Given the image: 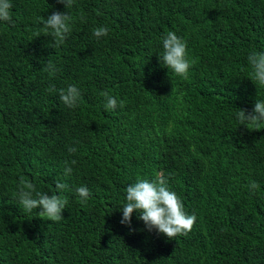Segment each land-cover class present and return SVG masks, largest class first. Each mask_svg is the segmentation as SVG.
<instances>
[{"label":"trees","instance_id":"trees-1","mask_svg":"<svg viewBox=\"0 0 264 264\" xmlns=\"http://www.w3.org/2000/svg\"><path fill=\"white\" fill-rule=\"evenodd\" d=\"M11 3L0 21V264H264V125L237 119L264 101L247 60L264 52V0ZM56 11L71 15L59 47L40 31ZM170 31L186 43L187 78L158 59ZM69 85L81 94L71 109L58 98ZM161 176L197 217L187 236L149 232L136 212L135 231L120 223L125 189ZM26 184L34 198L66 199L63 219L26 213Z\"/></svg>","mask_w":264,"mask_h":264},{"label":"clouds","instance_id":"clouds-1","mask_svg":"<svg viewBox=\"0 0 264 264\" xmlns=\"http://www.w3.org/2000/svg\"><path fill=\"white\" fill-rule=\"evenodd\" d=\"M58 3L63 4L67 10L74 5V0H58ZM11 0H0V21L11 22ZM43 26L40 29L46 35H50L56 47L62 45L67 39L70 31L71 15L67 12H53L47 19L41 18ZM109 29L98 27L93 29V36L99 40L106 36ZM163 51L158 57L161 66L171 70L175 75L187 78V73L190 64L186 59V43L182 38L178 37L174 32H168L162 38ZM248 63L253 69L252 77L256 84L264 86V52H252L247 57ZM44 64L43 71L50 74L55 73V66L51 60ZM55 91V88L52 89ZM80 91L75 85H69L66 89H60L58 92L59 101L68 108L78 106L80 99ZM106 98L105 109L115 110L118 102L114 97L104 93ZM237 119L242 123H246L251 127L259 130L264 125V101L257 100L252 111L239 109ZM69 153H75L77 150L74 147L68 149ZM71 164L76 161L72 160ZM72 168L69 162H65L64 174L70 175ZM25 187L31 189L33 185L26 184L22 186L18 192L19 204L23 207L26 213H31L33 210L39 209V216L47 217L50 221H58L63 219L62 212L66 206V199L58 195L49 196L48 193L35 194L31 191H26ZM250 190H255L258 185L256 182L249 184ZM66 188L64 183L56 182L55 191L61 192ZM126 203L120 209L122 219L120 223L127 225L131 229V217L136 212L137 219L144 222L145 229L149 232L155 230L157 235H163L169 240H174L178 236H187L193 229L197 217L192 214L188 215L183 210V204L175 192L168 188L167 178L158 177L156 180L149 181L148 179H139L135 183L129 185L126 189ZM75 193L82 200H87L90 196V191L86 186H78L75 188Z\"/></svg>","mask_w":264,"mask_h":264}]
</instances>
